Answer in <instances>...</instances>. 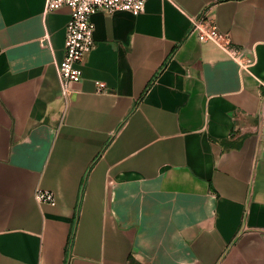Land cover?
<instances>
[{
    "label": "crops",
    "instance_id": "0c3cea01",
    "mask_svg": "<svg viewBox=\"0 0 264 264\" xmlns=\"http://www.w3.org/2000/svg\"><path fill=\"white\" fill-rule=\"evenodd\" d=\"M70 16L0 0V264H264V0L96 12L66 104Z\"/></svg>",
    "mask_w": 264,
    "mask_h": 264
},
{
    "label": "built area",
    "instance_id": "2783aa9c",
    "mask_svg": "<svg viewBox=\"0 0 264 264\" xmlns=\"http://www.w3.org/2000/svg\"><path fill=\"white\" fill-rule=\"evenodd\" d=\"M147 2L148 0H46L47 11L62 7L70 8L71 16L66 27L65 56L57 65L62 97L66 104L75 92L72 85L82 81L83 65L95 46V24L92 16L99 11L108 14L128 11L139 15L146 11ZM192 32L197 34L199 40L216 44L232 58L238 57L239 51L234 47L229 34L221 32L210 16L203 14L193 18ZM250 62L248 59L247 63ZM98 85L99 89L105 88L102 82H98ZM35 198L39 203L56 204L55 195L49 190L38 188Z\"/></svg>",
    "mask_w": 264,
    "mask_h": 264
},
{
    "label": "trees",
    "instance_id": "16d2710c",
    "mask_svg": "<svg viewBox=\"0 0 264 264\" xmlns=\"http://www.w3.org/2000/svg\"><path fill=\"white\" fill-rule=\"evenodd\" d=\"M130 264H138V263H135L134 261H131V263Z\"/></svg>",
    "mask_w": 264,
    "mask_h": 264
}]
</instances>
